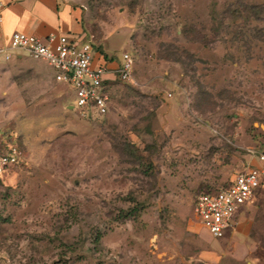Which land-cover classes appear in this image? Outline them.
<instances>
[{
    "label": "rangeland",
    "instance_id": "1",
    "mask_svg": "<svg viewBox=\"0 0 264 264\" xmlns=\"http://www.w3.org/2000/svg\"><path fill=\"white\" fill-rule=\"evenodd\" d=\"M71 1L133 81L85 119L69 85L54 103L0 74V136L24 154L0 173V264H264V190L244 232L213 238L192 212L264 149V0Z\"/></svg>",
    "mask_w": 264,
    "mask_h": 264
},
{
    "label": "built area",
    "instance_id": "2",
    "mask_svg": "<svg viewBox=\"0 0 264 264\" xmlns=\"http://www.w3.org/2000/svg\"><path fill=\"white\" fill-rule=\"evenodd\" d=\"M14 50L45 61L53 69L55 80L72 88L75 102L71 106L81 118L91 119L107 112L112 85L106 78L109 70L105 61L95 58L91 43L66 34L38 37L15 31L0 53L8 60ZM132 72V56L123 52L114 80L132 82ZM23 157L19 146L0 136V173L18 165ZM256 158V166L236 173L225 185L202 190L194 197L192 212L211 237L220 238L234 230V216L264 183V150L256 152Z\"/></svg>",
    "mask_w": 264,
    "mask_h": 264
},
{
    "label": "crops",
    "instance_id": "3",
    "mask_svg": "<svg viewBox=\"0 0 264 264\" xmlns=\"http://www.w3.org/2000/svg\"><path fill=\"white\" fill-rule=\"evenodd\" d=\"M83 18L84 5L74 3L71 0H0V50L8 46L9 37L15 31L38 37H45L50 33L66 34L92 44L95 58L103 60L107 64L109 72L106 78L111 83L114 81V70L119 65L120 60H113L104 50L88 41V32L85 29ZM27 58L31 57L18 50L12 51V56L8 60H5L3 54L0 53V74L12 73L13 75L15 72L26 71L35 86V99L47 96L54 103L63 101V93L58 86L60 82L55 80L53 69L45 61L33 58L31 59L36 62L45 63L51 70H43L35 63L27 66L25 64ZM67 108L72 109L71 105H67ZM261 150L264 149L250 150L249 154L244 155L246 165L240 171L256 166L258 164L256 152ZM240 171L235 172V169L232 168L227 183ZM260 188L261 191L264 190V183L255 192L254 197L249 202L244 203L234 216L235 231L244 232L248 227L247 221H250L252 215L259 209V196L262 194Z\"/></svg>",
    "mask_w": 264,
    "mask_h": 264
},
{
    "label": "trees",
    "instance_id": "4",
    "mask_svg": "<svg viewBox=\"0 0 264 264\" xmlns=\"http://www.w3.org/2000/svg\"><path fill=\"white\" fill-rule=\"evenodd\" d=\"M258 6V5H257ZM260 7H261V5H259ZM258 6V7H259ZM256 8V6H251V8ZM256 11V10H255ZM254 11V13H256ZM258 12V11H257ZM182 53H184V54H186V62H185V60H183L182 58H181V53L179 52V51H175L174 52V60H176V61H178V62H180V63H183V64H186L185 66V69L187 70H194L193 68H190V67H188V65L189 64H191V62H193L194 61V59L192 58V55H190V54H188V53H186L185 51H182ZM119 82H122V81H120L119 79H115L113 82H111V84H114V83H119ZM198 83V82H197ZM198 86H199V84H198ZM209 189H211V188H209ZM97 238H98V236H97ZM97 241H98V239H97Z\"/></svg>",
    "mask_w": 264,
    "mask_h": 264
},
{
    "label": "water",
    "instance_id": "5",
    "mask_svg": "<svg viewBox=\"0 0 264 264\" xmlns=\"http://www.w3.org/2000/svg\"><path fill=\"white\" fill-rule=\"evenodd\" d=\"M71 108H72V106H71Z\"/></svg>",
    "mask_w": 264,
    "mask_h": 264
}]
</instances>
